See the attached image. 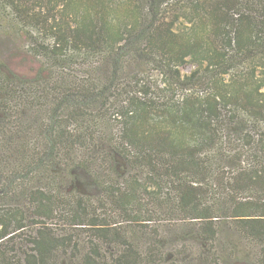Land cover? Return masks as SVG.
<instances>
[{
	"label": "trees",
	"instance_id": "obj_1",
	"mask_svg": "<svg viewBox=\"0 0 264 264\" xmlns=\"http://www.w3.org/2000/svg\"><path fill=\"white\" fill-rule=\"evenodd\" d=\"M5 1L9 15L14 13L21 21V13L26 16L27 11L31 19L50 32L52 47L45 46L49 54L57 55L72 48L97 60L105 54L117 69L118 60L128 56V46L144 35L142 27L146 19L142 13L129 20L114 19L107 12L111 4L125 0ZM255 1L264 2L196 0L185 13V26L177 31L174 26L179 16L164 21L162 11H156L155 18L162 19L147 31L148 35L138 47L164 71L169 79L165 86L170 94L167 100L159 102L160 108H155L157 100L145 97L148 87L142 91L145 95L140 91L132 96L134 103L142 105L147 114L142 117L127 108L116 150H123L125 155L122 157L130 165L146 166L155 173L156 170L162 171L160 176L172 182L175 188V195L166 194V201L181 212L182 220L200 222L196 226L197 235L210 248L217 239L218 215L209 207L213 201L201 197L202 193L206 196L209 193L203 184L208 183L212 175V159L230 160V167H219L215 171L221 184L231 193V187L236 186L255 191L257 195V198L243 200L235 195L238 200L229 201L232 227L240 236L259 245L258 262L264 264V128L260 132L253 129L254 119L264 122V21ZM261 9L264 14V6ZM187 58L198 61L202 67L181 75L179 66L185 64ZM66 96L72 100V107L82 109L95 93L88 85L83 91L77 89ZM226 110L232 118L242 113L245 121L238 132L227 137L221 125V113ZM247 125H252V129H243ZM47 132L52 135L45 155L52 157L60 152H72L74 148L67 142L62 144V149L57 146L55 137L56 134L72 135L65 134L64 130L60 132L54 124ZM149 176L154 177V174L150 172ZM131 184L147 189L146 184H140L136 177ZM109 189L113 190H110L108 203L123 214L120 225L136 223L145 227L147 223L141 222L149 219H142L134 211L138 201L136 189ZM157 190L161 189L149 192ZM42 196L41 193L40 198L32 197V200L37 198L34 202L36 212L43 215L54 212V208L40 201ZM71 218L72 226L84 228L77 230H86L88 236L89 250L80 255L78 264H103L99 248L115 241L120 244L118 251L109 252L112 264H144V254L121 235L123 231L103 216L88 217L82 200L78 201ZM23 221L19 211L0 212V264H55L60 251H80L79 241L75 239L76 229L59 236L51 233L48 226H43L33 237L27 238L30 245L25 251H19L23 256L21 259L16 254L19 249L14 250L7 243L23 230ZM151 249L147 255L159 262L162 259L159 251L155 247Z\"/></svg>",
	"mask_w": 264,
	"mask_h": 264
},
{
	"label": "rangeland",
	"instance_id": "obj_2",
	"mask_svg": "<svg viewBox=\"0 0 264 264\" xmlns=\"http://www.w3.org/2000/svg\"><path fill=\"white\" fill-rule=\"evenodd\" d=\"M89 1L93 0H85ZM195 1L125 0L108 6L107 12L114 19H135L141 13L146 19L142 27L144 35L128 46V56L118 60L116 69L105 54L98 60L77 48L49 54L45 46L52 47L50 32L31 19L27 11L26 16L21 13V21L14 13L9 15L7 1L0 0V212L16 210L24 219L23 230L7 243L12 249H19L18 257L22 259L19 251H25L30 245L27 238L43 226L59 236L76 229L80 251H60L59 262L55 260V264H78L80 255L89 250L87 231L77 230L84 228H75L71 222V215L82 200L88 217L103 216L123 231L121 235L144 254V264H260L259 245L240 236L232 227L228 212L231 199L257 198V195L255 191L236 186L231 187L232 193L228 192L220 176L215 174L219 167H230V160L212 159V175L203 184L209 193L207 196L202 193L201 197L213 201L209 207L218 215L217 239L210 248L197 235L196 226L200 222L182 220L181 212L166 201V194L174 196L175 188L160 176L162 171L156 170V174L149 167L130 165L122 157L123 150H116L127 108L142 117L147 114L142 105L134 103L132 96L141 91L145 97L157 100L155 108H160L159 102L167 100L170 94L165 86L168 77L145 51H140L139 43L162 19L155 18L156 11H162L164 21L179 16L174 26L177 31L185 26V13ZM254 3L264 21L261 9L264 2ZM197 67H202L198 61L187 58L179 71L187 75ZM88 85L94 90V98L87 100L82 109L72 107V100L66 95L77 89L83 91ZM146 87L149 91L144 94ZM221 119L226 137L238 132L245 122L242 113L232 118L227 110L221 113ZM52 124L60 132L64 130L65 134L72 135H55L57 146L62 149V144L67 142L74 148L72 152L45 155L52 135L47 131ZM246 127L252 129V125L243 129ZM263 128L264 122L254 119L253 129L260 132ZM150 172L154 177L149 176ZM135 177L140 184H146V190L131 184ZM110 187L121 191L136 189L138 201L134 211L142 219H149L141 222L147 223L145 227L136 223L120 225L122 211L110 206L107 200L113 190ZM156 188L161 190L149 192ZM41 193L44 196L40 201L54 208V212L46 215L36 212L37 198L32 200V197L40 198ZM119 244L115 241L99 248L103 264H112L109 252L118 251ZM152 247L159 251L162 258L159 262L147 255Z\"/></svg>",
	"mask_w": 264,
	"mask_h": 264
}]
</instances>
